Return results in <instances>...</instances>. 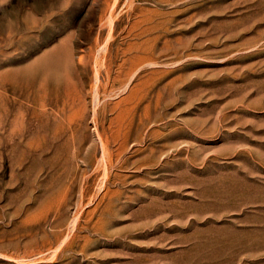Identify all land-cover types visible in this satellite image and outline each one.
Listing matches in <instances>:
<instances>
[{
	"label": "rangeland",
	"instance_id": "obj_1",
	"mask_svg": "<svg viewBox=\"0 0 264 264\" xmlns=\"http://www.w3.org/2000/svg\"><path fill=\"white\" fill-rule=\"evenodd\" d=\"M0 264H264V0H0Z\"/></svg>",
	"mask_w": 264,
	"mask_h": 264
}]
</instances>
